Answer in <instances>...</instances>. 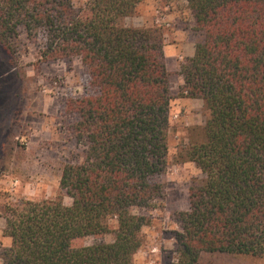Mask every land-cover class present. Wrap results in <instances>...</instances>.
Masks as SVG:
<instances>
[{"label":"trees","instance_id":"16d2710c","mask_svg":"<svg viewBox=\"0 0 264 264\" xmlns=\"http://www.w3.org/2000/svg\"><path fill=\"white\" fill-rule=\"evenodd\" d=\"M145 1L0 0L1 45L11 51L24 31L42 39V62L78 58L90 76L89 91L67 105L84 147L82 163L61 176L73 203L7 206L3 264H135L148 223L135 210L163 198L175 98L162 29L120 23ZM186 1L200 38L181 66V95L204 101L207 121L204 141L183 150L204 179L179 216L174 264L203 254L264 259V0ZM88 238L100 240L82 244Z\"/></svg>","mask_w":264,"mask_h":264},{"label":"rangeland","instance_id":"374dc122","mask_svg":"<svg viewBox=\"0 0 264 264\" xmlns=\"http://www.w3.org/2000/svg\"><path fill=\"white\" fill-rule=\"evenodd\" d=\"M86 0H73L82 4ZM126 27L161 28L167 68L175 73L174 100L168 136V166L158 178L163 198L155 207L136 209L148 218L143 228L144 242L134 256L135 264H174L178 259L179 216L190 208L189 189L204 175L183 150L204 141L206 108L202 100L181 95L184 85L181 66L193 58L199 35L186 0H147L135 14L123 18ZM42 39H29L24 31L11 51L0 44V257L10 247L5 237V209L22 200H55L71 206L72 198L61 187L66 164L82 163L84 147L72 133L76 116L68 101L84 96L90 89L87 68L78 58L44 63ZM168 54V55H167ZM166 55L168 59H166ZM112 230L115 219L109 220ZM113 233L102 241L112 243ZM100 239L88 238L91 245ZM258 258L223 254H203L198 264H254ZM0 264L2 259L0 258Z\"/></svg>","mask_w":264,"mask_h":264},{"label":"crops","instance_id":"0c3cea01","mask_svg":"<svg viewBox=\"0 0 264 264\" xmlns=\"http://www.w3.org/2000/svg\"><path fill=\"white\" fill-rule=\"evenodd\" d=\"M194 53H195V51H194ZM168 55V54H167ZM166 55V59H168V56ZM192 56H194V54L192 55ZM258 260H259V262H257V263H254V264H264V259H259L258 258ZM233 264H239V263H233Z\"/></svg>","mask_w":264,"mask_h":264}]
</instances>
